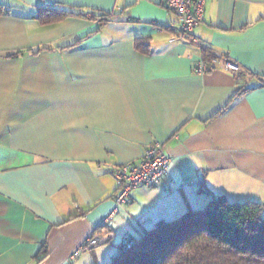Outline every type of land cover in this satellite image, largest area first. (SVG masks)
<instances>
[{
	"label": "crops",
	"instance_id": "crops-1",
	"mask_svg": "<svg viewBox=\"0 0 264 264\" xmlns=\"http://www.w3.org/2000/svg\"><path fill=\"white\" fill-rule=\"evenodd\" d=\"M0 3V264H110L217 196L262 203L264 216V0L207 1L193 34L220 63L204 73L199 44L170 41L180 18L164 0ZM46 4L113 17L43 24ZM157 143L167 176L117 207L111 167Z\"/></svg>",
	"mask_w": 264,
	"mask_h": 264
},
{
	"label": "trees",
	"instance_id": "trees-1",
	"mask_svg": "<svg viewBox=\"0 0 264 264\" xmlns=\"http://www.w3.org/2000/svg\"><path fill=\"white\" fill-rule=\"evenodd\" d=\"M9 11L0 3V14ZM87 13L101 25L113 17L98 9L85 13L81 7L46 4L38 9L35 18L51 24ZM137 48L144 51L146 44L141 41ZM202 56L208 66L206 72L216 68L213 62L218 56L209 48L202 49ZM262 210L259 202H230L225 196L213 197L204 208L159 221L122 244L120 254L110 264H264Z\"/></svg>",
	"mask_w": 264,
	"mask_h": 264
},
{
	"label": "built area",
	"instance_id": "built-area-1",
	"mask_svg": "<svg viewBox=\"0 0 264 264\" xmlns=\"http://www.w3.org/2000/svg\"><path fill=\"white\" fill-rule=\"evenodd\" d=\"M169 9L174 11L180 18V23L172 25L173 36L171 42L181 41L186 43H196L205 48L199 38L193 32L202 23L208 0H164ZM219 65V60L213 62ZM225 69L235 71L237 68L230 63H223ZM208 66L201 61L197 65V72L204 73ZM171 158L164 152L161 143L148 148L143 158L136 162H129L122 165H113L110 174L114 178L117 189L114 201L118 206L129 202L131 193L137 188H153L161 185L169 172ZM117 211V210H115ZM114 214H110L105 219V225L112 227L114 224ZM100 243L97 237L87 239L83 245L71 255L75 259L85 248L94 247Z\"/></svg>",
	"mask_w": 264,
	"mask_h": 264
},
{
	"label": "rangeland",
	"instance_id": "rangeland-1",
	"mask_svg": "<svg viewBox=\"0 0 264 264\" xmlns=\"http://www.w3.org/2000/svg\"><path fill=\"white\" fill-rule=\"evenodd\" d=\"M153 214V213H152ZM166 217V216H165ZM165 217H157V219H160V218H165ZM126 219L128 220V218L126 217ZM169 220V219H168ZM168 220H164V221H168ZM161 221H163L162 219H161ZM128 223H129V221H128ZM133 223V222H132ZM134 224V223H133Z\"/></svg>",
	"mask_w": 264,
	"mask_h": 264
},
{
	"label": "clouds",
	"instance_id": "clouds-1",
	"mask_svg": "<svg viewBox=\"0 0 264 264\" xmlns=\"http://www.w3.org/2000/svg\"><path fill=\"white\" fill-rule=\"evenodd\" d=\"M109 228H111V227H109Z\"/></svg>",
	"mask_w": 264,
	"mask_h": 264
}]
</instances>
